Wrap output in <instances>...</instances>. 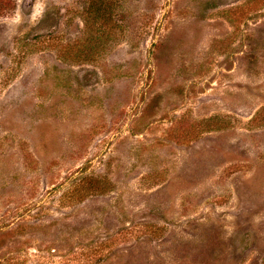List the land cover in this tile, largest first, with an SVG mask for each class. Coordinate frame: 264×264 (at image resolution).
<instances>
[{
    "label": "rangeland",
    "instance_id": "374dc122",
    "mask_svg": "<svg viewBox=\"0 0 264 264\" xmlns=\"http://www.w3.org/2000/svg\"><path fill=\"white\" fill-rule=\"evenodd\" d=\"M88 7L0 16V264H264V0Z\"/></svg>",
    "mask_w": 264,
    "mask_h": 264
},
{
    "label": "trees",
    "instance_id": "16d2710c",
    "mask_svg": "<svg viewBox=\"0 0 264 264\" xmlns=\"http://www.w3.org/2000/svg\"><path fill=\"white\" fill-rule=\"evenodd\" d=\"M114 0H88V10H87V19L86 23L90 22L92 30L95 25L98 23L112 21V10H113ZM17 0H0V16H4L8 13H11L16 8ZM98 40V39H97ZM99 41H97L98 43ZM94 45H90L93 48ZM87 52L90 53L88 50ZM82 54H80L81 56Z\"/></svg>",
    "mask_w": 264,
    "mask_h": 264
},
{
    "label": "clouds",
    "instance_id": "9594fccd",
    "mask_svg": "<svg viewBox=\"0 0 264 264\" xmlns=\"http://www.w3.org/2000/svg\"><path fill=\"white\" fill-rule=\"evenodd\" d=\"M17 19H19V17H17Z\"/></svg>",
    "mask_w": 264,
    "mask_h": 264
}]
</instances>
